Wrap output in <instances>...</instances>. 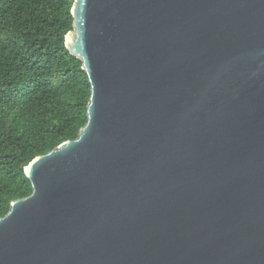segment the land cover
Masks as SVG:
<instances>
[{
  "label": "water",
  "instance_id": "95a60500",
  "mask_svg": "<svg viewBox=\"0 0 264 264\" xmlns=\"http://www.w3.org/2000/svg\"><path fill=\"white\" fill-rule=\"evenodd\" d=\"M90 94L33 159L0 264H264V0H73Z\"/></svg>",
  "mask_w": 264,
  "mask_h": 264
},
{
  "label": "trees",
  "instance_id": "16d2710c",
  "mask_svg": "<svg viewBox=\"0 0 264 264\" xmlns=\"http://www.w3.org/2000/svg\"><path fill=\"white\" fill-rule=\"evenodd\" d=\"M73 0H0V218L31 194L24 168L86 124L90 86L64 47Z\"/></svg>",
  "mask_w": 264,
  "mask_h": 264
}]
</instances>
